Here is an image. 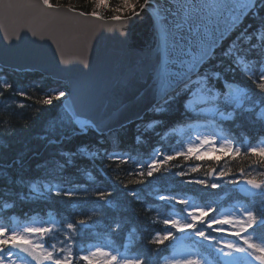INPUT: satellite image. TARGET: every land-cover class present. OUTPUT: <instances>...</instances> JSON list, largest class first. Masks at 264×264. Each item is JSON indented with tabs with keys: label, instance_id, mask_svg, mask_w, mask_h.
<instances>
[{
	"label": "snow or ice",
	"instance_id": "snow-or-ice-1",
	"mask_svg": "<svg viewBox=\"0 0 264 264\" xmlns=\"http://www.w3.org/2000/svg\"><path fill=\"white\" fill-rule=\"evenodd\" d=\"M116 12L122 45L144 25L152 39L103 88L87 55L67 56L57 40L51 58L41 46L25 63H0V108L15 116L38 97L30 119L43 128L30 156L0 153V264H264V0H122ZM52 22L78 23L68 14ZM13 39L0 37V52ZM18 132L0 124V138ZM217 152L247 166L190 178L200 164L173 163ZM21 205L36 215L7 216Z\"/></svg>",
	"mask_w": 264,
	"mask_h": 264
},
{
	"label": "water",
	"instance_id": "water-1",
	"mask_svg": "<svg viewBox=\"0 0 264 264\" xmlns=\"http://www.w3.org/2000/svg\"><path fill=\"white\" fill-rule=\"evenodd\" d=\"M55 5V4H54ZM59 13L46 10L38 0H0V37L20 35L19 41L13 39L10 47L0 52V63L22 64L26 61L23 54L26 50L43 47L49 50V57L55 52L57 40L70 57L87 55L92 61V72L89 78L103 88L116 77L126 73L135 61L134 49L148 45L151 33L146 25L130 33L125 47L120 41L121 22L112 17H80L68 13L70 6L60 5ZM68 14L78 22L71 28H60L53 24L52 17ZM102 17V19H101ZM36 33V35H33ZM3 42L0 41V47ZM80 64V60L70 61ZM49 71H56L50 65Z\"/></svg>",
	"mask_w": 264,
	"mask_h": 264
},
{
	"label": "trees",
	"instance_id": "trees-1",
	"mask_svg": "<svg viewBox=\"0 0 264 264\" xmlns=\"http://www.w3.org/2000/svg\"><path fill=\"white\" fill-rule=\"evenodd\" d=\"M50 3L53 4H65L69 5L71 7H74L76 9H79L84 12H92L97 11L99 15H102L104 17L108 16H114V15H122L123 13H117L116 9L122 4V0H106V6L99 5L98 0H50ZM27 75V74H25ZM12 78L18 79L19 77L13 76ZM38 97H33L31 100H23V102L28 105V107L24 109L16 108L14 109L16 115L11 116L8 113H6L2 108H0V124H3L5 120H11L12 123L19 129L18 134L9 139L0 138V153H6L8 158H12L18 153L25 152L27 155H31V150L34 149V147L39 143L37 140L38 134H40L43 130L42 128V121L37 119L35 121L31 120L30 118L35 115V109L40 108L41 106L36 104V99ZM21 113H23V117L21 116ZM27 121L30 125H32L30 128H25L24 124ZM246 135H250V133H245ZM171 144H175V140L170 141ZM217 157V160H211L208 157H205L203 160H190V161H183L182 159H177L174 161V164L180 165V169L182 171L188 172L189 168L192 166H195L196 164L201 165V170L197 173H190V178H197V177H203L205 172L208 168H217V167H224L226 169H229L233 172L237 171L240 167H246L247 162L240 159H230L227 156H225L222 153H214ZM115 167V165H113ZM121 167H127V166H121ZM95 174V173H94ZM113 177H115L116 173H109ZM188 178V177H186ZM120 181L127 182L128 180L134 179V177H130L127 175L126 172H121L119 174ZM181 178L175 177L173 178L174 183H178V181ZM129 187H140L138 185H129ZM193 190L198 189L199 185H191L189 186ZM7 202L12 203V200H8ZM2 201H0V207H2ZM33 207L32 205H21L20 207H15L11 210H5L7 213V216L15 215L20 221H26L28 217H25L23 215L24 212H29V216L36 215V212H30L29 209ZM40 217L45 219L46 211H40L39 212ZM154 216L155 213H152ZM4 219H7V217H3ZM141 229L146 227L145 224L140 225ZM163 225H152V229H159L162 228ZM151 232V229H150ZM149 233L144 234L145 240L150 239L151 235ZM117 244H122L121 240H117ZM172 244L166 242L165 248L166 251H164L161 255L167 256L170 254Z\"/></svg>",
	"mask_w": 264,
	"mask_h": 264
},
{
	"label": "rangeland",
	"instance_id": "rangeland-1",
	"mask_svg": "<svg viewBox=\"0 0 264 264\" xmlns=\"http://www.w3.org/2000/svg\"><path fill=\"white\" fill-rule=\"evenodd\" d=\"M45 219H47V217ZM217 235H225V236H228L230 234L229 233H223V234H217ZM232 239H236V238L235 237H232ZM81 264H83V262H81Z\"/></svg>",
	"mask_w": 264,
	"mask_h": 264
}]
</instances>
